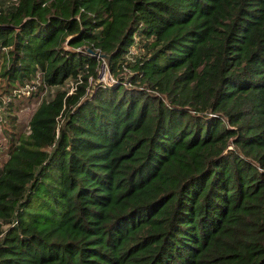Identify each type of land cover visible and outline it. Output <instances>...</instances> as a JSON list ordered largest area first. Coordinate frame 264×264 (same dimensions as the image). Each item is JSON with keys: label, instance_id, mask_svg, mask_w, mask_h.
I'll return each instance as SVG.
<instances>
[{"label": "trees", "instance_id": "obj_1", "mask_svg": "<svg viewBox=\"0 0 264 264\" xmlns=\"http://www.w3.org/2000/svg\"><path fill=\"white\" fill-rule=\"evenodd\" d=\"M0 56V264H264V0H0Z\"/></svg>", "mask_w": 264, "mask_h": 264}, {"label": "rangeland", "instance_id": "obj_2", "mask_svg": "<svg viewBox=\"0 0 264 264\" xmlns=\"http://www.w3.org/2000/svg\"><path fill=\"white\" fill-rule=\"evenodd\" d=\"M134 50V49H133ZM2 62V57L0 56V63ZM42 94H44V96H48L49 95V89H46L45 92H41L39 94H35V95H30L27 96L25 94H19L16 96H1L0 95V99L1 103H0V114L2 111V107L3 105L7 102H10V100H12V105H11V109L16 115H17V122H16V128L15 130L18 133H25L26 129H27V122L28 119L31 115V113L33 112V110L35 109V107L37 106L39 100L42 98ZM3 117L5 116L4 113L1 114ZM0 115V116H1ZM4 119L3 121H0V127H1V133H0V161L2 160V158H4V156L6 155V151L4 149H6V136L3 130V124L4 125H8L7 122Z\"/></svg>", "mask_w": 264, "mask_h": 264}, {"label": "built area", "instance_id": "obj_3", "mask_svg": "<svg viewBox=\"0 0 264 264\" xmlns=\"http://www.w3.org/2000/svg\"><path fill=\"white\" fill-rule=\"evenodd\" d=\"M98 79L100 81L106 82V83H110V82H113L115 80V76H113L109 72L108 65H107L106 61L103 58H102L101 66H100ZM35 87H36L35 83H26V84L22 85L18 89V91L20 93H23V94H28V93H30L31 90L35 89ZM0 118L2 119L1 116H0ZM0 133H1V127H0Z\"/></svg>", "mask_w": 264, "mask_h": 264}, {"label": "water", "instance_id": "obj_4", "mask_svg": "<svg viewBox=\"0 0 264 264\" xmlns=\"http://www.w3.org/2000/svg\"><path fill=\"white\" fill-rule=\"evenodd\" d=\"M96 54H97L98 57L103 58L106 61V63L108 64L109 59H110V54H107V53H99V52H96Z\"/></svg>", "mask_w": 264, "mask_h": 264}]
</instances>
